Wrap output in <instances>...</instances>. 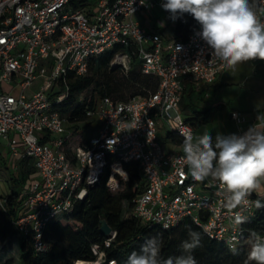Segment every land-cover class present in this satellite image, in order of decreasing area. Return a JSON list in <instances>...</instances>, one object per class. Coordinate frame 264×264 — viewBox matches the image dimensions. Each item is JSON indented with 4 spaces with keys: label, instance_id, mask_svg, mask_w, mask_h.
Listing matches in <instances>:
<instances>
[{
    "label": "built area",
    "instance_id": "1",
    "mask_svg": "<svg viewBox=\"0 0 264 264\" xmlns=\"http://www.w3.org/2000/svg\"><path fill=\"white\" fill-rule=\"evenodd\" d=\"M73 1L0 0V140L12 156L29 158L37 176L22 194V211L14 222L18 234L35 251H44L47 223L83 200L107 167L110 187L119 173L115 166L135 162L145 186L129 215L165 230L189 219L234 251L248 234L243 224L234 225L233 212L250 219L256 209L230 212L217 195L218 185L194 181L183 153H168L158 141V121L169 123L182 143L181 133L194 132L178 110L183 80L212 84L225 70L218 61L209 63L212 50L198 35L201 26L185 40L166 39L156 26L146 29L135 19L153 10L156 0H98L93 7L86 0H76L83 6L75 7ZM116 46L131 47V52L116 53L110 66L127 72L135 55L141 73L158 80L156 90L126 101L104 97L86 112L95 135L82 144L68 141L66 120L53 108L67 95L68 74L85 76L92 58ZM37 80L44 83L26 94ZM232 117L237 119L235 113ZM249 199L264 203L256 192ZM114 235L91 246L92 259L73 264H112L104 249Z\"/></svg>",
    "mask_w": 264,
    "mask_h": 264
},
{
    "label": "trees",
    "instance_id": "2",
    "mask_svg": "<svg viewBox=\"0 0 264 264\" xmlns=\"http://www.w3.org/2000/svg\"><path fill=\"white\" fill-rule=\"evenodd\" d=\"M73 5L83 6L76 0L73 1ZM198 26V22L190 14L185 13L174 21L169 38L185 40L188 34ZM125 51L131 52V47L116 46L92 58L85 76L68 74L67 95L60 103L53 105L54 110L66 120L68 141H77L81 144L85 142L83 139L85 129L90 125L86 112L93 110L97 102L104 97L121 100L117 99L122 86L121 82L117 81L118 75L122 76L127 89L133 91L129 98L145 96L156 90L158 80L154 76L142 74L140 68L136 69L139 60L135 55L131 56L130 69L127 72L110 66L115 54ZM88 89H91L90 96L82 97ZM195 115L198 117L201 115V117L191 122L187 121L193 128L208 122L207 111L196 112ZM166 139L178 145L182 144L181 139L172 130L166 132ZM67 156L71 157L70 154ZM30 162L29 158L22 157L19 158V166L15 172L10 167L3 168L7 170L3 174L11 184L9 191L0 193V244L16 238L20 264H73L79 260L92 259L91 246L101 244L106 239L99 232L101 220H105L115 233L110 246L104 249V252L106 257L116 261V264H125L132 251L139 252L145 240L154 236H159L162 240L161 256L163 258L181 255V244L189 239V229L201 235V246L193 251L197 264H245L247 260L249 252L247 241L239 244L234 251H230L222 243L206 236L201 228L189 219H184L177 226L165 230L157 225L141 224L135 217L129 215L133 200L145 186L139 165L135 162L122 163V169L118 167L120 172L126 173L127 180L121 181L123 188L117 194L111 193L107 184L110 170L105 169L98 183L87 189L83 200L76 201L68 212L47 223L42 238L46 249L37 252L26 238L18 234L14 225L22 211L20 192L28 188L25 186L35 173ZM243 227L248 235L250 230H256L264 235V208L256 209L255 215L248 219ZM2 264H14V262L7 259ZM249 264H255V262H249Z\"/></svg>",
    "mask_w": 264,
    "mask_h": 264
},
{
    "label": "clouds",
    "instance_id": "3",
    "mask_svg": "<svg viewBox=\"0 0 264 264\" xmlns=\"http://www.w3.org/2000/svg\"><path fill=\"white\" fill-rule=\"evenodd\" d=\"M161 7L173 21L187 13L198 22V35L212 50L209 63L218 61L235 71L238 65L264 61V0H163ZM181 134L182 159L194 181L218 185L217 195L230 212L264 208L261 200L249 199L264 183V115L258 114L256 123L239 135L217 132L213 137L210 130ZM247 222L241 211L233 212L235 226ZM188 237L181 244L182 254L167 258L161 256V238L151 237L125 264H197L193 251L201 246V235L189 229ZM247 243L245 264H264V235L250 230Z\"/></svg>",
    "mask_w": 264,
    "mask_h": 264
},
{
    "label": "crops",
    "instance_id": "4",
    "mask_svg": "<svg viewBox=\"0 0 264 264\" xmlns=\"http://www.w3.org/2000/svg\"><path fill=\"white\" fill-rule=\"evenodd\" d=\"M183 87L184 94L178 108L182 117L191 122L201 117V115L196 116V112H208V122L198 126V128L200 127L198 134L206 131L205 128L209 124L214 129V132L211 133L213 137L217 134L216 129L220 125L227 126L221 134H243L251 125L256 123L258 114L264 115V61L254 60L238 65L235 71L225 68L224 72L212 84L195 85L186 78L183 80ZM233 113L237 115V119L232 117ZM213 122L217 124L214 125ZM164 124L166 125V123ZM90 127H93L91 122L88 129ZM196 128H193L194 133H196ZM92 129L93 135L95 128ZM171 130L172 127L166 132ZM87 138L89 137L85 136V140ZM168 142L170 149L163 148L164 151L168 153L182 152V144L178 145L169 140ZM19 150L23 152L21 145H19ZM18 163L19 158L10 154L6 141L0 140V193L9 191L11 184L8 183V178L3 174V168L10 167L15 172L19 166ZM36 178L34 173L25 187L27 188ZM20 193L22 198L23 191ZM256 194L257 197L264 200V183Z\"/></svg>",
    "mask_w": 264,
    "mask_h": 264
},
{
    "label": "rangeland",
    "instance_id": "5",
    "mask_svg": "<svg viewBox=\"0 0 264 264\" xmlns=\"http://www.w3.org/2000/svg\"><path fill=\"white\" fill-rule=\"evenodd\" d=\"M86 1L90 7L95 6L98 2V0H86ZM161 4H162L161 0H156V7L153 10L147 13H138L137 15H135V18L146 29H150L152 26H156V28L159 29L161 35L164 38L168 39L171 36L174 21L170 19V13L165 11L161 7ZM139 65H140V61H138V66L136 67V69L140 68ZM117 81H120L121 82L120 84L122 85L120 89V93L117 95V99L126 100L133 93V91H131V89L129 88L127 89V87L124 85L123 83L124 80L122 76L118 75ZM43 83H44L43 80H40V81L37 80L33 82L31 86L26 90V94L33 92V90L39 88L38 85H41ZM18 92H19V89H15L12 91L14 95H17ZM90 94H91V89H88L82 94V97L88 98ZM213 124L215 125L217 123L213 122ZM92 128L93 127H90V129H88V127H86L84 137H83L84 140H85V136L91 137L95 135V134L92 135L93 133ZM170 128H171V125L169 123H166V125L161 121H158L157 123L158 141L164 149H170V144L168 140L166 139V130ZM226 128L227 126L220 125L216 129V133L217 132L221 133L222 130ZM205 129L210 130L211 133L214 132V129L211 124L206 126ZM195 132L196 133L200 132V127L199 128L197 127L195 129ZM5 171L7 170L3 169V173ZM118 172L119 173H114L113 178L112 180H110V183H109L112 194H117L118 192H120L123 188L121 181H125L124 173L120 172V170H118ZM118 176L120 178H118ZM7 259H11L14 262V264H20L18 242L16 238L9 239L5 241L3 244H0V264H2L3 261Z\"/></svg>",
    "mask_w": 264,
    "mask_h": 264
},
{
    "label": "water",
    "instance_id": "6",
    "mask_svg": "<svg viewBox=\"0 0 264 264\" xmlns=\"http://www.w3.org/2000/svg\"><path fill=\"white\" fill-rule=\"evenodd\" d=\"M99 232L101 235L105 237H110L113 233L111 227L108 225V223L105 220L100 221Z\"/></svg>",
    "mask_w": 264,
    "mask_h": 264
},
{
    "label": "bare ground",
    "instance_id": "7",
    "mask_svg": "<svg viewBox=\"0 0 264 264\" xmlns=\"http://www.w3.org/2000/svg\"><path fill=\"white\" fill-rule=\"evenodd\" d=\"M115 170H116V171H118V170H119V169H118V166H115Z\"/></svg>",
    "mask_w": 264,
    "mask_h": 264
}]
</instances>
